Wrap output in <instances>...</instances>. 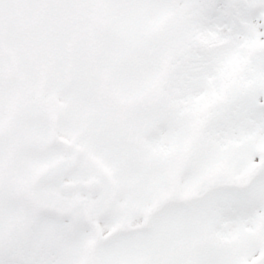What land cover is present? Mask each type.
Segmentation results:
<instances>
[{
  "label": "snow or ice",
  "instance_id": "1",
  "mask_svg": "<svg viewBox=\"0 0 264 264\" xmlns=\"http://www.w3.org/2000/svg\"><path fill=\"white\" fill-rule=\"evenodd\" d=\"M0 264H264V0H0Z\"/></svg>",
  "mask_w": 264,
  "mask_h": 264
}]
</instances>
